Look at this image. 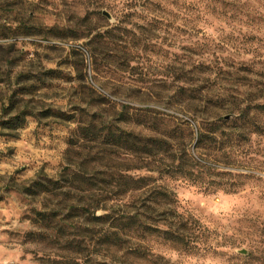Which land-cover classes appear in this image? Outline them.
Wrapping results in <instances>:
<instances>
[{
    "label": "rangeland",
    "instance_id": "374dc122",
    "mask_svg": "<svg viewBox=\"0 0 264 264\" xmlns=\"http://www.w3.org/2000/svg\"><path fill=\"white\" fill-rule=\"evenodd\" d=\"M31 84L33 92L15 97L36 113L101 95L107 108L128 113L118 125L142 136L172 134L176 149L199 162L189 178L172 172L177 162L169 158L127 172L148 177L162 194L159 205L147 189L124 195L133 209L160 232L168 224L191 228L188 248L157 230L149 238L161 263L264 264V0H0V116L12 89ZM74 126L28 115L16 131H3L12 135L0 134V264L71 256L35 213L72 194H27L24 187L67 165ZM103 147L99 159L93 142L79 140L68 161L86 171L100 167L101 179L137 164ZM76 222L88 224L85 217L62 222L69 240L81 232Z\"/></svg>",
    "mask_w": 264,
    "mask_h": 264
},
{
    "label": "trees",
    "instance_id": "16d2710c",
    "mask_svg": "<svg viewBox=\"0 0 264 264\" xmlns=\"http://www.w3.org/2000/svg\"><path fill=\"white\" fill-rule=\"evenodd\" d=\"M8 47L14 48L13 45ZM71 54L79 55V50L72 48ZM47 73L55 74L56 71L49 69ZM79 79L83 80L84 75L79 74ZM33 88L35 86L31 84L12 89L7 106H2L0 134L10 135L11 133L3 131H16L24 124L28 115H35L38 120L45 117L60 123L72 122L75 125L65 150L67 165L59 171L55 178L39 176L24 187L27 194H62L64 188L66 189L64 193L72 194L67 199H61L53 205L44 204L42 209L35 213V220L39 225L46 230L54 231L55 236L70 249L71 256L68 260L66 256L57 260L53 258L48 261V264H130L127 262L128 259L140 260L146 264H165L161 263L162 258L154 256L146 245L156 230L162 234V239L165 241L188 248L189 244L194 241L190 227L182 230L180 226L168 224L160 232L157 226L152 225L142 214L133 209L135 208L133 200L124 198V195L128 193L147 189L150 192L148 198L151 202L158 205L162 203L161 192L155 185L148 183V177H134L127 174L132 169H148L152 162L159 164L162 159L169 158L171 165L177 162L171 170L176 172L178 177L189 178L192 175V170L199 162L195 161L185 148L176 149L172 134L142 136L124 129L118 124L120 120H126L124 115L127 112L123 113V109H114L115 105L107 108L110 102L101 95L94 103L81 99L67 110L60 107H47L36 113L29 108L27 100L23 99L24 104H21L20 99L15 97L17 94H29L33 92ZM179 89L193 91L184 86ZM13 110L15 112L11 114ZM105 111H108L110 115H106ZM235 112H237L235 109L231 110L230 117ZM108 116H112L111 121ZM220 120L226 122L224 117ZM209 132L214 135L215 131ZM204 136L205 133H199V142ZM79 140L95 144L96 158L102 157L105 149L103 146L108 145V152L111 156L136 157L137 164L134 167L116 169L108 174L107 179L99 177L105 173L96 165H93L90 171L74 168L68 161V156L72 144ZM95 193L102 196L98 197ZM167 200L169 202H166L171 203L172 207L174 200ZM63 210L66 212L63 213ZM98 210H102L103 213H98ZM69 217H85L88 222L83 227L77 222L71 223L76 230L79 229L81 232H74L70 240L66 237L67 234L62 225V222ZM186 224L187 220L182 223V226ZM82 231L86 232L85 235ZM141 240L145 242V245L141 243Z\"/></svg>",
    "mask_w": 264,
    "mask_h": 264
},
{
    "label": "water",
    "instance_id": "95a60500",
    "mask_svg": "<svg viewBox=\"0 0 264 264\" xmlns=\"http://www.w3.org/2000/svg\"><path fill=\"white\" fill-rule=\"evenodd\" d=\"M102 15H104L107 19H111V16H110V14L106 11V10H102ZM231 115H225L224 116V119H228L229 117H230ZM98 213H100V212H98ZM239 251V253H242V254H244L246 251L244 250V249H240V250H238Z\"/></svg>",
    "mask_w": 264,
    "mask_h": 264
}]
</instances>
